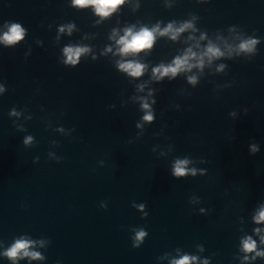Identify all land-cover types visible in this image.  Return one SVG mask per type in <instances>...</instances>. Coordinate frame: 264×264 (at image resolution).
I'll return each instance as SVG.
<instances>
[{"label": "water", "instance_id": "water-1", "mask_svg": "<svg viewBox=\"0 0 264 264\" xmlns=\"http://www.w3.org/2000/svg\"><path fill=\"white\" fill-rule=\"evenodd\" d=\"M12 24L24 37L0 42V264H264V0H125L108 17L0 0V36ZM169 24L191 27L172 39ZM157 26L151 49L119 54L126 29ZM67 47L88 51L73 65ZM189 50L190 69L153 75ZM21 239L40 258L4 255Z\"/></svg>", "mask_w": 264, "mask_h": 264}, {"label": "clouds", "instance_id": "clouds-1", "mask_svg": "<svg viewBox=\"0 0 264 264\" xmlns=\"http://www.w3.org/2000/svg\"><path fill=\"white\" fill-rule=\"evenodd\" d=\"M125 0H73V4L78 7H87L92 6L96 14L101 17H108L113 11H115L120 5H122ZM191 27L189 24H185L183 27L174 29L172 24H169L167 28L163 31H160V35H168L171 34L172 39H176V36L184 31L185 28ZM63 31V29H61ZM159 31V26L153 29L142 28L138 32H134L131 28L125 30V33L120 39L117 41L119 45V54L122 56L128 55H136L145 50L151 49L154 41L155 34ZM24 37V29L19 24H12L9 27L8 32H6L3 36H0V42L5 44H14L19 40H22ZM257 43L256 40H249L241 43L240 48L243 51H252L254 45ZM111 49H109L110 51ZM65 55L67 57L66 63H70L75 65L79 61V57L88 51L87 48H65ZM207 54L209 56H220L222 53L219 49L210 46L207 50ZM194 53H191L189 50V55H185L183 58L177 57L173 65H169L165 67L161 65L160 67L153 69V75L157 78H163L164 76H176L179 72L185 70L186 68H191L192 65L188 63L190 56H194ZM119 68L122 71L127 72L132 77H140L143 75L145 70V65L128 61L125 63H120ZM192 82H194L195 78H190ZM143 107L145 109L148 108L147 104H144ZM145 120L151 121L152 115L149 113L144 117ZM255 150V149H254ZM188 161L182 160L177 161L174 169V174L179 177L183 176L187 173L188 169L186 168ZM192 173L195 174V170H192ZM257 223L264 222V209H262L259 214L255 217ZM259 232V229H257ZM144 235L143 232L138 233V237H142ZM262 242H264V238H262ZM243 251L246 253L255 252L257 245L251 237H248L243 242ZM31 247V242L27 240H17L11 248H9L4 255L7 256L10 260L15 262L19 258L23 257H31L33 259H38L39 254L30 252L28 249ZM257 256H264V252H256ZM255 257H253L254 259ZM195 257H182L180 260L174 261V264H194ZM247 260L248 257L245 256Z\"/></svg>", "mask_w": 264, "mask_h": 264}]
</instances>
